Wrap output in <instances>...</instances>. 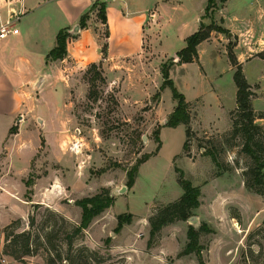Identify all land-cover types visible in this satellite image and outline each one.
I'll return each instance as SVG.
<instances>
[{"label": "rangeland", "instance_id": "obj_1", "mask_svg": "<svg viewBox=\"0 0 264 264\" xmlns=\"http://www.w3.org/2000/svg\"><path fill=\"white\" fill-rule=\"evenodd\" d=\"M128 1L134 3V13L142 8H148L146 14L150 8L160 10L161 27L154 36H149L148 27L154 19L144 24L142 55L109 66L101 61L99 69L104 81L97 80L92 86L89 80L95 68L91 64L77 66L67 54L57 64L50 62L37 69L33 77L29 73V84L22 87L21 97L13 95L12 87L0 86V226L3 228L20 218L22 227L28 228L29 215L34 212L40 229L54 224L57 228H68L69 222L78 224L81 220L82 209L77 200L108 189L113 204L97 215L76 240L78 246H88L111 257L97 264H199L195 253L179 254L188 241L189 226L198 229L203 222L214 230L200 234L207 264H264V196L245 184L244 173L254 161L243 151L244 137L233 134L235 110L229 113L230 128L227 115L220 111L209 91L210 78L204 80L198 62L173 64L170 68L175 87L191 101L193 134L186 136V125L172 127L165 122L177 104L172 89L166 87L156 97L164 80L162 65L176 63L174 50L186 46V38L196 24V13L208 0ZM249 2L231 0L224 14L229 27L245 31L247 23L253 22L260 32L264 20L257 4L247 10L249 15L242 10ZM224 7V1L212 0L201 22L222 27L220 11ZM97 13L95 9V21L99 24L94 25L103 47L108 41L106 27ZM115 16L112 14L108 20L113 28ZM89 22L90 19L88 25ZM214 31L218 37L217 32L221 31ZM78 35L79 32L70 38ZM130 36H134L133 29ZM222 37L212 39L220 46L213 42L200 47L202 62L210 76L216 71L226 72L229 67L221 47L228 54L230 44L235 41L234 37L229 40L227 32ZM31 42L39 39L33 36ZM258 55L264 59V51ZM250 67L247 65L249 76ZM229 74L227 71L225 77ZM253 88L257 91L255 95L263 97L254 103L255 108L264 109V84ZM226 90L229 94L228 86ZM260 125L263 130L257 138L264 144V125ZM159 139L161 148L154 154ZM186 140L188 150L183 148ZM152 153L139 165L134 188L129 187V172ZM176 167L184 171L185 178L194 186L200 187L201 205L190 217L194 220L164 226L155 245L149 248L150 216L160 205L183 194ZM124 186L127 188L121 193ZM53 211L59 216L55 217ZM128 213L133 214L131 223L116 230L118 216ZM55 243L65 251L61 238L55 239ZM3 245L2 237L3 264H46L44 251L26 257V262L21 263L4 255Z\"/></svg>", "mask_w": 264, "mask_h": 264}, {"label": "trees", "instance_id": "obj_2", "mask_svg": "<svg viewBox=\"0 0 264 264\" xmlns=\"http://www.w3.org/2000/svg\"><path fill=\"white\" fill-rule=\"evenodd\" d=\"M226 2L227 0H222ZM212 0H208L205 11L208 10ZM95 9H98L97 16L102 24L106 27V39L110 37V29L107 18V2L96 1L89 11L85 12L79 21L82 29L88 27V21ZM214 30L221 32H229L223 27H215L214 25H205L201 22L199 29L186 38V46L177 52V64L187 62H198L199 53L198 45L208 40ZM72 35L68 29H61L56 37V45L50 50L47 55L49 60H63L67 54V41ZM234 45L230 44L228 49V56L235 68L234 81L238 87L237 91V107L235 109L233 118V134L242 135L245 139L243 144V151L249 154L254 165L244 173L246 186L255 192L264 196V144L257 138L261 134L263 127L256 122L257 118H264V111L257 112L254 109L252 99L255 93L252 91V86L249 84L241 63L238 61L234 53ZM104 57L108 53V41L102 47ZM175 64L172 62L164 63L161 67L163 75V83L160 86V91L156 93V97L161 96V91L166 87L172 89L173 98L177 101L174 110L171 112L167 126L176 127L180 124L186 125V136L189 137L193 134L191 128V111L190 105L185 95L178 91L175 87L173 80L170 78V68ZM91 68H95L92 77H90V84L95 86L97 80L104 81L105 77L101 69V63H91ZM91 86V87H92ZM90 98H93V92L90 90ZM158 150L154 153L157 154L161 148V140ZM188 141L186 140L183 148L188 150ZM152 154H147L132 171L129 172L128 186L132 187L135 183L139 171V165L147 161ZM213 160L220 166L217 158L212 154ZM178 173V182L183 188V194L176 200L160 205L150 216V237L148 239V247H153L156 243L162 228L168 224L177 221H186L193 216V211L201 205V189L199 186H194L193 183L185 178L184 171L178 167L175 168ZM114 202V198L110 196V191L104 189L102 192L93 196L85 197L76 201V204L82 209L81 220L78 224L69 222L68 228H57V225H51L47 229H40L37 223V217L34 212L29 215V227H22V219H15L5 227L0 226V242L4 238V245L2 253L10 256L15 260L25 263L26 257L38 254L41 251L45 252L46 264H97L111 259L110 256L106 257L96 250L90 249L88 246L76 245V240L83 236L85 229L89 227L93 219L102 213L105 209L109 208ZM38 205V204H36ZM56 217L59 216L57 212H52ZM133 214L128 213L120 214L118 216L119 231L123 224H129L132 221ZM63 218V217H61ZM61 230V231H60ZM212 233L214 230L206 223L203 222L198 229L194 225H190L187 231V243L184 249L180 252L179 256L189 255L195 253L199 264H207L204 259L202 249L203 245L200 243V234ZM64 234V235H63ZM61 238L66 245L65 251L58 248L55 239ZM0 264H3L0 261Z\"/></svg>", "mask_w": 264, "mask_h": 264}, {"label": "crops", "instance_id": "obj_3", "mask_svg": "<svg viewBox=\"0 0 264 264\" xmlns=\"http://www.w3.org/2000/svg\"><path fill=\"white\" fill-rule=\"evenodd\" d=\"M96 1L107 2L108 20H111L112 14H116L117 16H115L117 22L114 28L110 22L107 56L104 57L103 55L100 35L97 33L94 25L95 23L99 24V22L95 21L96 16L94 12H91L88 27L84 29L80 27L77 38H68V54L74 58V63H76L77 66L86 67L88 64L100 63L102 61L103 65L109 66L115 61H122L142 55V52L145 50L144 24L146 22L150 23L149 20L154 19V22L150 23L148 27L149 36H154L158 32V28L161 27V12L157 8H150L146 14L148 8H142L141 12L134 13V3L128 0H52L48 2L46 0H24L23 4L19 5V8H21L23 12V15L18 21L20 34L10 36L0 43V86L4 88L12 87L13 95L19 94L18 96L21 97L22 94L20 92L22 91V87L29 84V73L33 77L37 69H43L48 66L50 62L57 64L58 61H61L49 60L47 58L50 50L56 45L58 32L63 28L68 30L72 29L74 25L79 24L80 17L85 12L89 11ZM230 2L231 0H227L225 2V7L220 11L222 14L220 17L222 23H220V25L226 30H229L227 33L229 40L231 37H234V53L242 65L249 84L252 86V91L257 92L253 87L256 84H264V59L258 55L260 52L264 51V27L262 29L260 28V32L257 31V25L253 22L247 23L245 31L229 27L226 23L224 14ZM49 4L52 7H50ZM207 4L204 5V8L201 7L199 12L196 13V24L191 31L192 34L199 29ZM254 4H257L256 8L258 7L259 14L262 15L261 19L264 20V0H250L248 4L243 6L244 8L242 10L246 11V14L249 15L250 12H247V10L253 8L251 5ZM157 5H159V3ZM127 10L130 14H128ZM7 16L8 6L0 5V24L7 19ZM128 22H131V26L128 25ZM131 29L134 30V36H130ZM114 31H116V33ZM113 33L115 37L117 36L116 39L113 37ZM229 33H231L232 36H229ZM215 34L216 31H213L208 40L198 45V63L203 71L202 76L204 80L206 81L210 78L208 80L210 83V90L209 88L207 89L213 94L220 111L227 115L230 127L232 123L231 119L228 118L230 115L229 113L237 107L238 87L234 81L235 68L225 48L223 49V47H221L223 53L227 55V61L229 62L227 71H229L230 74L229 77H225L227 71H216L213 76L211 75V80V76L208 74L201 57L200 47L203 44L213 43L214 41L212 39H222L224 33L217 32V34H219L218 37H216ZM33 36H36L39 42L32 43L31 39ZM124 39H126V42H123ZM116 43L125 45L118 46ZM126 44H129V46ZM133 44L134 46L132 47ZM215 44L220 46L218 43ZM179 50H174V55L172 56H175ZM240 51L242 52L240 53ZM189 63L192 62L183 63V65H188ZM247 65H251V76L247 73ZM227 86L229 88V94L226 93ZM227 95H229V98ZM260 99H263V97L255 95L252 99L253 106L254 103ZM202 100H204V95H202ZM228 101H230V103ZM188 102L190 103L191 101ZM254 109L257 112L264 111V109H257L255 106ZM256 122L264 125V118H257ZM136 182L137 179L134 186Z\"/></svg>", "mask_w": 264, "mask_h": 264}, {"label": "built area", "instance_id": "obj_4", "mask_svg": "<svg viewBox=\"0 0 264 264\" xmlns=\"http://www.w3.org/2000/svg\"><path fill=\"white\" fill-rule=\"evenodd\" d=\"M24 0H0V5L8 6L7 19L0 24V43L10 36L20 34L18 21L23 15L19 5H22Z\"/></svg>", "mask_w": 264, "mask_h": 264}, {"label": "water", "instance_id": "obj_5", "mask_svg": "<svg viewBox=\"0 0 264 264\" xmlns=\"http://www.w3.org/2000/svg\"><path fill=\"white\" fill-rule=\"evenodd\" d=\"M79 30H80V25H79V24H76V25H74V26L72 27V29H69L68 32H69L71 35H76V34L79 32ZM229 36H232L231 33H229ZM176 58H177V60H178V57H177V56H176ZM167 121H168V119L165 120V122H167ZM146 138H147V136L144 135V139H146ZM126 188H127L126 186L122 187V189L120 190L121 193H122L123 191H125ZM190 219H191V220H194L195 218L192 217V218H190Z\"/></svg>", "mask_w": 264, "mask_h": 264}]
</instances>
